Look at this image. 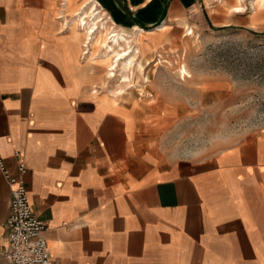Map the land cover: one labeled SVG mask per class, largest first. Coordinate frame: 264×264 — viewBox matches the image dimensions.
<instances>
[{"label": "crops", "instance_id": "obj_1", "mask_svg": "<svg viewBox=\"0 0 264 264\" xmlns=\"http://www.w3.org/2000/svg\"><path fill=\"white\" fill-rule=\"evenodd\" d=\"M93 1L118 32H141L151 49L183 30L235 25L230 15L240 14L204 0ZM62 4L65 16L59 0H0V156L17 176L19 152L51 258L264 264V130L208 159L157 166L135 150V111L97 95L101 70L81 60L83 37L67 20L75 4ZM9 205L0 173V264H9Z\"/></svg>", "mask_w": 264, "mask_h": 264}, {"label": "rangeland", "instance_id": "obj_2", "mask_svg": "<svg viewBox=\"0 0 264 264\" xmlns=\"http://www.w3.org/2000/svg\"><path fill=\"white\" fill-rule=\"evenodd\" d=\"M87 1H64L68 8L75 4L67 16L69 30ZM212 1L204 0L209 7ZM241 1L215 2L220 12L227 13ZM62 3L59 0V12L65 16ZM243 8V13L230 15L235 25L183 30L157 48H149L141 32L126 36L136 38L141 55L131 60L129 72L120 65L114 78H107L99 66L103 58L96 39L91 47L83 37L81 60L88 56L90 68L102 71L96 73L97 95L109 94L135 111V150L148 153L162 169L208 159L264 130V0H246ZM99 14L97 38L125 34L100 9ZM183 68L188 74L181 77Z\"/></svg>", "mask_w": 264, "mask_h": 264}, {"label": "built area", "instance_id": "obj_3", "mask_svg": "<svg viewBox=\"0 0 264 264\" xmlns=\"http://www.w3.org/2000/svg\"><path fill=\"white\" fill-rule=\"evenodd\" d=\"M14 156L18 159L17 176L9 172L0 156V173L10 187L9 214L5 221L7 247L3 256L9 264H61L50 256L45 238L48 226L33 212L22 178L26 167L19 159V152Z\"/></svg>", "mask_w": 264, "mask_h": 264}, {"label": "bare ground", "instance_id": "obj_4", "mask_svg": "<svg viewBox=\"0 0 264 264\" xmlns=\"http://www.w3.org/2000/svg\"><path fill=\"white\" fill-rule=\"evenodd\" d=\"M79 9H83L82 13L79 15L78 19L73 21L71 24L74 25L73 29L75 30L76 34L84 37V41L89 44V46L92 47V42L96 39L97 51L102 54L103 58V60L99 62L103 63L107 67L106 77L114 78V72L118 70L120 65H124V69L129 72L131 60L141 55L140 47L137 46V43L139 42L136 43V38H128L124 35L115 33H113L112 35L107 34L106 38L104 39L101 37L97 38L96 35L98 34V32L96 33L97 30L95 27V21L99 18L98 15H100L101 13L99 14V8L97 7L96 3L93 0H88L84 5H80ZM233 11L236 13H242L244 11V8L242 6L236 7L233 9ZM86 26L88 27L86 28ZM103 30L104 28H102V31ZM161 30H164V28H162ZM89 51L87 53H89ZM137 68L139 71H141L140 65H138ZM187 74L188 73L184 68L180 70L181 77H184Z\"/></svg>", "mask_w": 264, "mask_h": 264}, {"label": "trees", "instance_id": "obj_5", "mask_svg": "<svg viewBox=\"0 0 264 264\" xmlns=\"http://www.w3.org/2000/svg\"><path fill=\"white\" fill-rule=\"evenodd\" d=\"M220 29H222V28H220Z\"/></svg>", "mask_w": 264, "mask_h": 264}]
</instances>
